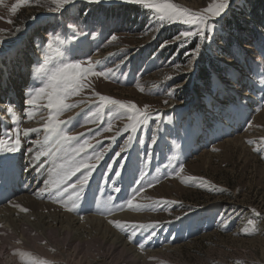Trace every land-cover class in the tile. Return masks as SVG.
<instances>
[{
	"label": "rangeland",
	"instance_id": "obj_1",
	"mask_svg": "<svg viewBox=\"0 0 264 264\" xmlns=\"http://www.w3.org/2000/svg\"><path fill=\"white\" fill-rule=\"evenodd\" d=\"M172 2L199 13L212 0ZM239 4L240 0H232L229 14L237 16L243 9ZM13 5H18L14 13ZM56 7L53 0H25L22 4L19 0H0V59L15 54L18 45L26 46L21 54L17 52V59L28 60V72L32 71L33 82L39 84L33 88L42 87L47 71L61 64L87 67L91 62L95 72L105 75L88 74L81 81L79 94L67 96L65 103L75 107L57 117L67 123L60 125L59 135L48 140L43 129L49 116L47 99H38L37 108L25 104L22 116L28 129L42 127L36 136L34 131L28 133L30 136L19 131L20 140L28 141L26 149L37 152L38 144L45 141L61 150L57 153L49 147L37 154L54 153V177L69 190L78 182L76 172L65 168L67 163L73 170L72 163H78L72 146L77 150L84 147L79 152L81 163L97 165L91 170L89 186L97 177L92 174H99V184L124 174L125 185L113 194L122 195L127 188L124 200L114 205L102 202L107 213L102 210L95 217L107 219L124 212L133 217L142 215L139 222H124L128 246L146 257L139 264H264V35L259 42L253 38L238 42L232 26L225 24L211 40L202 42L198 36L177 40L180 32L195 31V26L165 22L157 32L159 25L153 14L140 5L120 0H74L59 11L51 10ZM227 41L229 46L238 47L228 49ZM164 42L167 46L161 48ZM197 44L201 49L193 60ZM256 54L260 56L256 58ZM0 72L7 78L6 72L10 79V74H15L14 67L7 66ZM204 75L208 76L203 79ZM198 76L201 81H197ZM94 93L134 103L141 110L147 105L150 116L144 124L133 127L136 122L128 119L131 113L126 109L110 106V112H97L100 100ZM3 94L0 107L10 102ZM243 103L250 110L248 106L243 110ZM7 106L14 111L19 108L15 102ZM240 107L249 112L242 113ZM29 111L33 112L31 118ZM231 122L235 123L234 131ZM109 126L111 131H106ZM65 133L77 139L61 142ZM192 136L198 146L201 143L200 148L193 149L196 144L191 145ZM69 147L72 162L61 159L63 149ZM98 154L103 155L99 161L95 159ZM81 168L80 179L87 171ZM61 195L56 197L58 202ZM78 199L83 200L82 195ZM129 199L142 207L130 208ZM51 203L69 212L67 204ZM133 231L136 234L129 240ZM148 251L153 255L146 254ZM97 254L89 256L94 258L91 264H123L120 253L108 260ZM6 256L0 255V264H6ZM54 258V253H48L44 262L30 255L18 259L23 264L71 262Z\"/></svg>",
	"mask_w": 264,
	"mask_h": 264
},
{
	"label": "bare ground",
	"instance_id": "obj_2",
	"mask_svg": "<svg viewBox=\"0 0 264 264\" xmlns=\"http://www.w3.org/2000/svg\"><path fill=\"white\" fill-rule=\"evenodd\" d=\"M22 41H24V39ZM23 47L26 46H19L18 48L20 54L22 53ZM22 56L24 55L22 54ZM25 59L24 57L19 59L13 57L10 61L7 60L6 66L9 67V69L14 67L15 71V74H10L11 79L6 73L7 70L5 72L7 78L3 77L0 72V95L5 93L2 97L8 100L10 99V102H15L17 106L19 105L18 110H13L12 112H8L6 107H0V136L2 135L3 138L8 134L15 139L14 134H16V129H19L21 132L24 131V128L28 129V126H26L28 123H25L26 120H23L24 118L22 116L28 96L19 93L24 91V87L29 85L35 86L36 83L33 82L34 75L32 71L30 70L28 72V66L30 65H28V60L25 61ZM1 62L4 67L3 61ZM10 63H12L11 67L9 65ZM19 80L21 81L20 84H18ZM7 85L9 88H7ZM247 106V104H244L242 109L244 110ZM248 107V110H250L251 107ZM243 110H241L242 113L249 112L248 110ZM12 125L16 126L12 128L10 133L9 130ZM229 125L232 126L231 130L234 131L235 123L231 122ZM35 129H38V131H34L36 136L37 132H39L42 127L38 126ZM231 130L229 132H231ZM29 133L31 134V132ZM35 136L33 135L32 138ZM60 140L61 142L65 141L63 138H60ZM108 140L107 138L106 141ZM191 140L192 146L196 144L193 148L194 150L200 148L201 143L200 146H198L196 140L194 141V136L191 137ZM201 142L204 143L205 141ZM27 146L28 141L24 138L20 140L19 151L15 153L0 152V255L7 254L6 264H23L22 262L19 263L18 258L25 253L43 262L45 260L44 254L54 253L56 258H62L63 261L67 263L71 259L70 264H91L94 258L91 259L89 256L93 253L100 254L103 259L105 258L106 260H108L112 254L120 253L123 255V260L121 261L123 264H139V262L142 263V261L146 259V257L137 255L138 253L134 251L135 249L132 248L133 246H128V240L124 236V222L138 221L142 218V215L133 217L132 214L124 212L107 219L95 217V215L101 213L102 210L107 213V209L104 206L106 202L110 201V205L122 202V195L127 188L123 189L122 195L120 193L116 196L113 194L117 192L115 191L117 188H122L125 185V178H118L116 180L115 178H113V180L111 178L107 183H104V180H102V184H99L96 181L98 178L97 176L95 180H93L95 181L94 185L91 184L89 186L87 184L86 187L81 188L77 184L75 188L73 187L72 190H69L68 188H63L57 176L54 177L56 171L54 153H47L44 156L37 154L40 152L42 153L43 150H48L49 147L56 149L57 153L61 150H57L52 143L48 144L45 141L38 144L37 152H29L26 149ZM70 147L68 150L63 149L61 159L72 162ZM71 150L72 154L78 155V163H72L73 170H71V167H68L67 163L65 164V168L67 172H76L75 181H77V179L79 181L82 168H80L79 171H76V168L81 164L80 154L76 147L72 146ZM37 156L41 160V163H36L38 159H35V157ZM25 168H27V171H24ZM52 170L53 172L51 173ZM55 183H57V185H55ZM61 189L63 191H61ZM84 189H86V194L83 193ZM59 194H62L60 197L61 202L56 200ZM81 195L83 200L78 199ZM93 197H96V201L92 202ZM54 200L62 207L68 206L69 208H73V210L68 213L76 217L70 216L67 212H63V209H59L53 205L51 202ZM92 203L96 208L90 206ZM13 204L26 207L29 211L27 213L21 212L19 209L12 207ZM110 220L121 221L122 227L117 228L114 226L113 231V224L109 223ZM17 241H19V243H17ZM67 252L69 255L66 254ZM146 254L152 253L148 251ZM114 257L116 258L117 256ZM127 258L130 259V261L128 260L129 263H125ZM20 260H22V258ZM40 261L39 263H41Z\"/></svg>",
	"mask_w": 264,
	"mask_h": 264
},
{
	"label": "snow or ice",
	"instance_id": "obj_3",
	"mask_svg": "<svg viewBox=\"0 0 264 264\" xmlns=\"http://www.w3.org/2000/svg\"><path fill=\"white\" fill-rule=\"evenodd\" d=\"M25 0H19V3H24ZM74 0H53V3L57 5L56 8L51 9L53 11H59L64 5H68L73 3ZM103 0H89V3H101ZM123 3L136 4L142 6L144 9L148 10L151 14H153V19L158 22V27L156 31H159L160 27L164 26L165 22L176 23L180 22L187 25L195 26V31H183L178 34L176 37L177 40H181L184 38L185 40L198 36L200 40L206 41L214 38V35L217 31H222L225 28V17L229 8L231 7L232 0H212V2L199 13L191 12L188 9H184L174 4L172 0H120ZM18 5H13L11 11L14 13L16 11ZM71 27V25H70ZM19 31V29H17ZM113 40L116 39L115 36L112 37ZM167 46V42L161 44V48ZM201 49V45L197 44L196 49L193 50L192 59L195 60L199 55ZM73 70L71 73L69 70ZM88 74H93L97 76H103L105 73L103 72H95L93 70V65L89 62L87 67H82L80 63L74 64H61L53 69L47 71L45 75V79L42 82V87L33 88L28 93V99L26 100V104L31 106L32 108H37L39 105L37 104L38 99L45 98L47 99V104L45 107L49 110V116L46 123L43 125L44 131L48 134L45 139L48 140L49 137L53 135H59L60 125L67 123V121L59 120L57 117L62 114V112L68 108L75 107V105H70L65 103L68 95H77L82 87L81 81L86 78ZM95 95H99L98 93H94ZM171 94V93H169ZM100 103L97 107V112L102 110L111 111V107H119L120 109H126L131 115L128 116L130 121H135L136 123L133 127L144 124L146 120L149 118L150 114L146 112L147 105H145V110H141L137 108V106L132 104H125L122 101L115 100L109 96L99 95ZM167 103V101H165ZM111 106V107H110ZM8 112H12V108L7 109ZM55 113V115H53ZM29 118L32 117L33 112L29 111L27 113ZM106 131H111V126L105 129ZM17 135L15 139L12 138L11 135L6 134L5 138H0V152L6 153H15L19 151L20 146V137H19V129L15 130ZM38 131V129H24V134L27 135L29 132ZM63 139L72 141L76 140L75 136H68L66 133L63 135ZM114 139V137L112 138ZM38 143V141H37ZM91 147V145H89ZM32 150L29 149V152ZM84 151V147L81 146L78 149V153ZM122 152L124 149L121 150ZM121 153H117L119 156ZM103 158L102 154H98L95 159L97 161ZM35 159H39V157H35ZM83 167L87 171L82 174V179H80L77 184L79 187H83L87 184L88 179L91 175V170H94L97 165L96 164H84L81 163L76 171H79L80 168ZM110 167V166H109ZM183 169L181 168V171ZM75 174V173H73ZM117 176L120 175L119 172L116 173ZM188 179H194L189 177ZM202 179V178H201ZM77 185H74L75 188ZM149 186H152L149 184ZM117 192L120 189H116ZM128 206L133 209H139L142 207L141 205H133L132 199L128 200ZM12 207L19 209L21 212L27 213L29 211L28 208L22 207L19 204H13ZM75 207V204H74ZM67 211H72L73 208H66ZM255 212V210H253ZM259 215V213H255ZM110 224H113L117 228L122 227V222L119 220H110ZM249 224L253 222L251 220L248 221ZM140 227H145L141 225ZM135 231L132 232L131 235L128 236V239L131 240L133 236H135ZM19 243V241H17ZM142 247V245H141ZM22 255H27L22 254Z\"/></svg>",
	"mask_w": 264,
	"mask_h": 264
},
{
	"label": "trees",
	"instance_id": "obj_4",
	"mask_svg": "<svg viewBox=\"0 0 264 264\" xmlns=\"http://www.w3.org/2000/svg\"><path fill=\"white\" fill-rule=\"evenodd\" d=\"M243 9L239 11L237 16H233L227 12L225 17V24L230 27L234 32V39L238 42H245L248 38H253L259 42L258 38L264 35V0H240ZM238 5V7L240 6ZM232 23V24H231ZM228 49H236L237 47L229 46L228 41L226 43ZM260 55L256 54V58ZM208 75H204L205 79ZM200 79L198 76L197 81Z\"/></svg>",
	"mask_w": 264,
	"mask_h": 264
}]
</instances>
